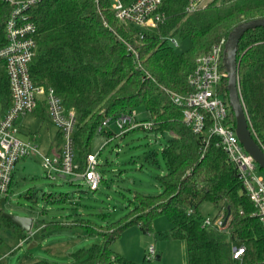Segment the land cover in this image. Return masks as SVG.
I'll list each match as a JSON object with an SVG mask.
<instances>
[{
	"label": "trees",
	"instance_id": "trees-1",
	"mask_svg": "<svg viewBox=\"0 0 264 264\" xmlns=\"http://www.w3.org/2000/svg\"><path fill=\"white\" fill-rule=\"evenodd\" d=\"M191 2L163 0L168 23L146 32L144 38L138 29L117 21L111 0H40L27 10L29 20L38 28L31 75L36 85L54 88L66 109L76 113L80 172L103 122L132 114L138 106L148 111L145 121L154 123L153 132L173 135L163 149L168 175L161 180V195L137 194L128 214L119 221L106 226L83 225L90 234L103 237L104 243L78 249L73 264H137L114 252L112 245L133 226L151 235L154 221L163 216L173 226L163 236L186 243L188 264H264V228L237 169L216 139L207 145L203 136L193 134L183 122L182 108L172 99L190 91L189 77L201 55L227 42L238 25L264 19V0H211L188 14ZM13 10L9 2L0 0V49L7 43L6 24ZM171 37L190 40L192 48L179 52L169 43ZM237 57L240 94L250 130L264 151V27L245 33ZM228 85L225 79V97ZM0 98L5 112L12 105V95L3 67ZM35 115L50 122L44 105ZM231 120L236 123L233 113ZM99 135L112 137L113 133L107 130ZM61 142L58 131L56 146ZM205 202H212L225 214L228 230L203 226L200 206ZM7 231L26 239V233L0 209V264L6 255ZM227 233L229 241L224 237ZM237 246L246 248L241 262L233 260ZM33 264L52 263L41 260Z\"/></svg>",
	"mask_w": 264,
	"mask_h": 264
},
{
	"label": "built area",
	"instance_id": "built-area-1",
	"mask_svg": "<svg viewBox=\"0 0 264 264\" xmlns=\"http://www.w3.org/2000/svg\"><path fill=\"white\" fill-rule=\"evenodd\" d=\"M14 10L6 24V45L0 49V67L8 78L12 95V105L3 112L0 104V195L8 196L14 180L18 163L32 157L41 158L47 178L53 181L82 178L89 191L99 190L103 177L99 172V156L114 140L136 131H153L152 121H138L132 114H124L113 119L121 130L120 134L106 137L107 142L97 154H89L84 171H79L76 161L75 134L78 128L77 115L68 111L54 88L38 86L34 83L30 65L38 49L37 25L28 18L27 10L40 0H6ZM111 0L112 11L117 21L123 25L138 29L141 38L151 30H158L168 23L163 11V0ZM205 0H193L187 8L188 14H194ZM171 46L178 48L176 38H168ZM226 41L215 46L212 51L201 55L196 68L189 77L190 91L186 95H173V102L183 110L184 124L197 136H203L209 145L212 139L222 147L231 164L238 171L240 180L248 197L257 210V216L264 228V175L259 173V165L247 153L241 144L235 124L231 120V107L224 98V80L227 79L225 66ZM44 105L48 118L61 133L62 142L56 146L53 154L41 152L38 144L25 140L21 136L20 120L35 114ZM111 120L99 127L98 133L106 132ZM72 182V181H71ZM203 226L220 231L228 230L224 213L216 218H206ZM32 233V232H31ZM26 240V239H25ZM25 240L21 242L23 246ZM246 254L244 246L233 249V260L241 262ZM158 258L155 245L148 248L146 259L154 262Z\"/></svg>",
	"mask_w": 264,
	"mask_h": 264
},
{
	"label": "rangeland",
	"instance_id": "rangeland-1",
	"mask_svg": "<svg viewBox=\"0 0 264 264\" xmlns=\"http://www.w3.org/2000/svg\"><path fill=\"white\" fill-rule=\"evenodd\" d=\"M209 1L205 0L203 5ZM177 41V50L181 53L192 48V42L188 39L177 38ZM225 91L222 98L229 105ZM133 115L138 121L149 119L148 111L142 106L135 108ZM25 119V139H34L41 152L48 154L46 152L56 141L58 128L35 114ZM107 129L116 134L121 133L114 120H111ZM172 137L170 132L136 130L122 138H114L101 152L107 138L95 135L91 151L93 154L101 152L99 171L103 177L97 192H90L84 181L72 183V178L57 181L48 179L39 157L20 161L9 195H0V209L6 215L32 218L34 226L32 233H26L22 247L23 240L13 232L4 234L7 246L3 247L6 251L3 264H33L41 260L52 264H73L78 249L102 245L103 237L90 234L81 224H112L128 214V206L137 194L146 197L161 195V180L168 175L163 149ZM259 173L264 175L261 169ZM219 214V208L212 202L200 206L202 220L209 217L214 219ZM38 223L41 224L40 228L36 227ZM45 227L47 231H43ZM171 229L169 218L159 217L153 223L149 241L139 227L133 226L112 245V249L137 264H188L186 243L172 239L168 241L162 237ZM224 237L226 241L230 240L228 233ZM34 243L36 246L30 249ZM150 245H155L157 249L166 248L162 250L160 261H147ZM172 246L176 248L171 249Z\"/></svg>",
	"mask_w": 264,
	"mask_h": 264
},
{
	"label": "water",
	"instance_id": "water-1",
	"mask_svg": "<svg viewBox=\"0 0 264 264\" xmlns=\"http://www.w3.org/2000/svg\"><path fill=\"white\" fill-rule=\"evenodd\" d=\"M264 27V19L249 21L238 25L230 33L226 42V58L225 68L227 72L228 85V100L233 114L235 115L237 136L243 145L244 149L249 153L260 169L264 172V151L258 145L257 141L250 130L249 120L246 114V109L243 104L240 88H239V62H238V47L245 33L251 29ZM83 181L82 178H76L72 182ZM15 225L22 229L25 233H31L34 220L32 218H22L17 216L6 215ZM32 244L30 249L35 247Z\"/></svg>",
	"mask_w": 264,
	"mask_h": 264
},
{
	"label": "crops",
	"instance_id": "crops-1",
	"mask_svg": "<svg viewBox=\"0 0 264 264\" xmlns=\"http://www.w3.org/2000/svg\"><path fill=\"white\" fill-rule=\"evenodd\" d=\"M33 115V114H32ZM29 116V115H28ZM37 116V115H36ZM27 117V116H26ZM26 117H23L21 120H20V127H21V136H22V138L23 139H25V136H24V133H23V130L25 129L24 128V123L26 122ZM108 131H110L111 133H114V134H116V132H112L111 130H108ZM32 138H28V139H25V140H31ZM56 140V139H55ZM32 141H35L34 139H32ZM36 142V141H35ZM37 144V143H36ZM55 148H56V141H54V143L52 144V146L50 147V149H49V151L48 152H46V153H48V154H53L54 152H55ZM83 225H88V222H83L82 224H81V226H83ZM171 227L173 228V226H172V224H171ZM172 230V229H171ZM170 230V231H171ZM141 231V230H140ZM170 231H168V232H170ZM126 232V231H125ZM124 232V233H125ZM167 232V233H168ZM123 233V234H124ZM143 234V233H142ZM164 234H166V233H164ZM144 235V237L147 239V241H149V237H150V235H145V234H143ZM162 237L163 238H165L166 240H171V239H169V238H166V237H164L163 236V234H162ZM121 238V237H120ZM173 240V239H172ZM179 241H182V240H179ZM151 246V245H150ZM175 247V246H174ZM173 246L171 247V249H173L174 248ZM180 248H182V246L180 245L179 246ZM149 248V247H148ZM176 248V247H175ZM156 249H157V247H156ZM166 248H162V247H159L158 249H157V252H158V258H157V260H161L162 259V256H163V253H162V250H165ZM186 249H187V245H186ZM130 260V259H129ZM134 262V261H133Z\"/></svg>",
	"mask_w": 264,
	"mask_h": 264
}]
</instances>
